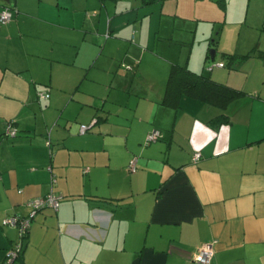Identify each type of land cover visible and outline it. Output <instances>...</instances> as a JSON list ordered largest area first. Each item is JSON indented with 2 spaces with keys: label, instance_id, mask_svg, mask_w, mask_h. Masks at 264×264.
I'll return each instance as SVG.
<instances>
[{
  "label": "crops",
  "instance_id": "crops-1",
  "mask_svg": "<svg viewBox=\"0 0 264 264\" xmlns=\"http://www.w3.org/2000/svg\"><path fill=\"white\" fill-rule=\"evenodd\" d=\"M181 1L0 0L14 11L0 24V264L19 242L4 218L50 192L60 207L35 215L14 264H196L213 241L212 264H264V0ZM163 18L166 47L189 45L177 21L188 18L220 26L216 44L194 60L160 56ZM223 54L248 57L228 69ZM172 64L240 95L226 110L164 106ZM222 113L227 123L210 124Z\"/></svg>",
  "mask_w": 264,
  "mask_h": 264
},
{
  "label": "trees",
  "instance_id": "trees-1",
  "mask_svg": "<svg viewBox=\"0 0 264 264\" xmlns=\"http://www.w3.org/2000/svg\"><path fill=\"white\" fill-rule=\"evenodd\" d=\"M156 1L157 0H143V4L148 6L152 5ZM213 44H216V41H212V44L210 45L212 46ZM211 52L212 51L209 50L206 55L207 61L212 57ZM247 57L248 56L239 57L236 55L223 54L222 58L224 59V62L220 64L223 65L222 67L233 69ZM211 67L215 66L212 65ZM239 95V92L231 89L223 83L215 81L209 75L193 72L186 66L172 64L169 70L164 97L161 103L164 106L178 109L180 107L181 99L185 97L202 102L207 106L215 107L220 110H226V108L234 100H236ZM223 123H227V116L224 113L220 114L210 121V124L216 126ZM28 232L23 239H21L18 234L19 242L20 240H22L23 246L24 241L28 236Z\"/></svg>",
  "mask_w": 264,
  "mask_h": 264
},
{
  "label": "built area",
  "instance_id": "built-area-1",
  "mask_svg": "<svg viewBox=\"0 0 264 264\" xmlns=\"http://www.w3.org/2000/svg\"><path fill=\"white\" fill-rule=\"evenodd\" d=\"M14 16V11L12 9H3L0 11V23L2 25H5L9 23ZM222 64H219L218 67H222ZM212 67L208 68V71H211ZM39 100L46 101L49 98V94L47 93H40L38 94ZM95 119L91 123V125H94ZM89 129L88 126L81 125L79 128V134L84 135L87 130ZM4 138L7 139H14L17 136V131L12 126L8 125L4 132H3ZM161 138V133L158 130H154L150 132L146 138V145L152 144L157 142ZM46 145L49 147L50 143L46 142ZM200 158V154L197 153L193 156V161L196 162ZM136 161L137 159L134 158L130 161L128 165V170L130 172H135L136 170ZM50 171V168H48ZM62 200V196L54 194L53 192L48 193L44 197H38L31 199L27 202V206L30 208L31 212L27 217L21 218L16 215L7 216L2 221V226H10L17 228L18 234L21 239L26 236L28 229L31 225V222L33 221L35 215L44 209H52L54 211H57L60 207V203ZM23 242L20 240V242L6 252V258L5 261L2 264H14V262L20 257L22 253L23 248ZM216 244V241L209 242L202 244L198 249L194 256V262L196 264H212V257L214 254V246Z\"/></svg>",
  "mask_w": 264,
  "mask_h": 264
},
{
  "label": "rangeland",
  "instance_id": "rangeland-1",
  "mask_svg": "<svg viewBox=\"0 0 264 264\" xmlns=\"http://www.w3.org/2000/svg\"><path fill=\"white\" fill-rule=\"evenodd\" d=\"M182 7H184V5H186L187 8L191 9L190 7V3L189 1L186 4V0H182ZM206 0H204V3L201 4V2H199V6L206 4L207 8H203L204 9H208V5H207ZM183 10V8H182ZM191 12H189V16ZM206 14H201L204 17H213L210 16V14H207L209 12H204ZM188 16V17H189ZM183 17V16H180ZM194 18H188L187 20H183V19H177L178 24L180 25L181 29L183 30V37H189V45L183 44V43H177V42H171L168 43V47H166V19L163 18L162 22H161V29L158 30L157 29V20L154 21V25L155 27L153 28V37L155 38V42L157 44V52L159 53L160 56L164 55L166 57V50L169 54H172L173 56H176L175 59H177L179 57V55H181L182 53L184 54V57H189V50L192 51V60L195 59V55L198 51V49H201V53L202 50H206L205 48L207 47V44L212 41V40H216L217 36V32L220 29V26H216L213 25L212 23L208 22V20H206L205 18H200L198 19V21L196 22V20H193ZM227 30V28H226ZM170 33V32H169ZM230 31H225L222 33V36L225 37L227 35H229ZM237 33V32H236ZM174 35V32H173ZM231 35L233 37H235V32L231 31ZM159 37H161L159 39ZM229 38L230 35H229ZM195 40V42H194ZM227 44L228 42L230 43L231 40L227 38ZM170 42V40H169ZM211 50H214V48H211ZM218 51L221 52V50L218 48ZM205 53V51H204ZM219 55V54H218ZM142 70L145 73V76L149 78V76H152L156 79L157 77V72L146 68H142ZM156 72V73H155Z\"/></svg>",
  "mask_w": 264,
  "mask_h": 264
},
{
  "label": "water",
  "instance_id": "water-1",
  "mask_svg": "<svg viewBox=\"0 0 264 264\" xmlns=\"http://www.w3.org/2000/svg\"><path fill=\"white\" fill-rule=\"evenodd\" d=\"M214 53H215V52H213V51L211 52L212 56L214 55Z\"/></svg>",
  "mask_w": 264,
  "mask_h": 264
}]
</instances>
